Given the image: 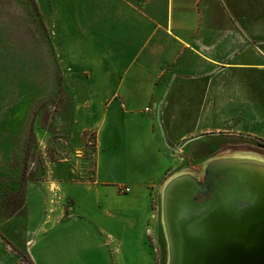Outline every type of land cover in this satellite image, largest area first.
<instances>
[{
  "label": "crops",
  "instance_id": "obj_1",
  "mask_svg": "<svg viewBox=\"0 0 264 264\" xmlns=\"http://www.w3.org/2000/svg\"><path fill=\"white\" fill-rule=\"evenodd\" d=\"M39 5L58 71L86 78L83 106L86 128L95 133V167L89 181L70 183L101 214L87 218L93 229L86 236L103 264H151L149 234H159L151 197L162 191L179 153L193 146L199 159L201 133L225 131L227 115L242 106L256 111L264 128V80L241 81L264 78V57L252 44L260 39L243 27L264 25V0ZM125 186L131 191L123 194ZM81 218L69 219L76 228L83 227Z\"/></svg>",
  "mask_w": 264,
  "mask_h": 264
},
{
  "label": "rangeland",
  "instance_id": "obj_2",
  "mask_svg": "<svg viewBox=\"0 0 264 264\" xmlns=\"http://www.w3.org/2000/svg\"><path fill=\"white\" fill-rule=\"evenodd\" d=\"M39 4L0 0V264H103L86 236L93 229L87 218L95 221L101 214L93 198L70 184L89 181L95 167V133L86 128L83 106L86 78L58 71ZM243 27L264 39V25ZM260 40L252 43L253 53L264 57ZM255 80L264 78L253 75L241 81ZM239 109L225 118V131L201 133L199 159H194L193 146L180 152L181 160L168 173L162 191L151 197L159 231L156 235L149 230L151 264L169 260L162 202L172 178L200 175L214 160L264 162V128L258 113L249 106ZM251 124L257 134H250ZM72 215L84 216L83 227L72 226Z\"/></svg>",
  "mask_w": 264,
  "mask_h": 264
},
{
  "label": "water",
  "instance_id": "obj_3",
  "mask_svg": "<svg viewBox=\"0 0 264 264\" xmlns=\"http://www.w3.org/2000/svg\"><path fill=\"white\" fill-rule=\"evenodd\" d=\"M200 175L164 187L168 264H264V162L214 160Z\"/></svg>",
  "mask_w": 264,
  "mask_h": 264
},
{
  "label": "built area",
  "instance_id": "obj_4",
  "mask_svg": "<svg viewBox=\"0 0 264 264\" xmlns=\"http://www.w3.org/2000/svg\"><path fill=\"white\" fill-rule=\"evenodd\" d=\"M130 191H131V188L128 187V186L122 187L120 189V192L123 193V194L129 193Z\"/></svg>",
  "mask_w": 264,
  "mask_h": 264
}]
</instances>
